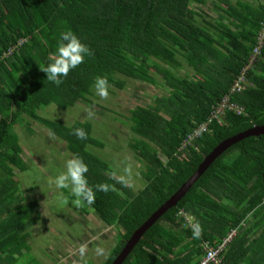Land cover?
Wrapping results in <instances>:
<instances>
[{"label": "trees", "instance_id": "16d2710c", "mask_svg": "<svg viewBox=\"0 0 264 264\" xmlns=\"http://www.w3.org/2000/svg\"><path fill=\"white\" fill-rule=\"evenodd\" d=\"M204 1L0 0V264H19L29 253L28 228L38 217L37 201L20 196L14 178V169H26L13 130L16 125L29 129L25 117L46 126L72 156L84 159L90 186H109L88 204L116 230V243L100 264H111L131 234L214 147L264 125L263 46L247 71L246 87L230 95L243 113L225 112L220 123L211 120L182 147L228 93L264 22V0H222L215 22L191 7ZM63 28L72 29L91 55L53 84L39 68L54 53ZM182 61L192 69L190 76L176 74ZM150 71L162 77L168 95L129 110V128L136 137L128 146L144 162L145 185L134 193L89 149L104 144L92 137L88 121L64 125L36 110L49 104L66 109L87 100L98 76L118 88L123 87L119 74L154 85ZM74 128H83L86 139L78 140ZM194 221L201 226L198 238L192 235ZM231 230L235 233L223 250L224 264H264V135L244 138L215 158L176 205L144 231L122 264H198L205 245L216 247Z\"/></svg>", "mask_w": 264, "mask_h": 264}, {"label": "rangeland", "instance_id": "374dc122", "mask_svg": "<svg viewBox=\"0 0 264 264\" xmlns=\"http://www.w3.org/2000/svg\"><path fill=\"white\" fill-rule=\"evenodd\" d=\"M220 6H224L222 0L191 4L201 17L211 22H215L222 13ZM175 72L180 76H190L192 69L182 61ZM150 73L156 79L154 85L119 74L117 77L123 82V87L109 85L106 97L97 95L93 87L87 100H78L71 107L61 109L49 104L36 110L41 117L64 125L88 121L92 137L104 144L102 148L88 145L89 149L104 160L113 175L134 193L145 185L140 173L144 162L128 146L136 137L129 128V110L168 95L162 77L155 71ZM26 122L29 129L23 125L13 127L22 148L20 156L26 165L24 171L14 169V178L18 182L20 196L26 201H37L38 217L36 223L28 228L30 252L18 263L100 264L107 259L116 243L115 228L98 219L87 203L76 204L74 198L61 203L60 192L65 191L66 194V190H57L49 181L72 155L65 143L46 126L29 117H25ZM161 158L164 159L163 156ZM119 192L124 195L121 190ZM187 219L188 222L192 220L189 215Z\"/></svg>", "mask_w": 264, "mask_h": 264}, {"label": "clouds", "instance_id": "9594fccd", "mask_svg": "<svg viewBox=\"0 0 264 264\" xmlns=\"http://www.w3.org/2000/svg\"><path fill=\"white\" fill-rule=\"evenodd\" d=\"M91 55L90 49L82 39L70 28H63L59 31L54 53L47 57V62L39 69L45 74V79L53 84L62 82V78L77 68L87 56ZM95 92L100 97L108 95L109 82L106 77L98 76L93 83ZM92 113L89 112V116ZM73 135L78 140L86 139V132L83 128H74ZM51 135V133H49ZM88 165L78 154H74L66 159L63 168L57 172L49 184L55 186L57 190H66L60 192L61 203L74 198L76 204L94 202L96 192H107L109 186L104 183L90 186L86 173ZM193 238H198L201 226L198 221L191 224Z\"/></svg>", "mask_w": 264, "mask_h": 264}, {"label": "built area", "instance_id": "2783aa9c", "mask_svg": "<svg viewBox=\"0 0 264 264\" xmlns=\"http://www.w3.org/2000/svg\"><path fill=\"white\" fill-rule=\"evenodd\" d=\"M262 25L263 26L261 30L258 32L256 36V44L251 51L248 61L240 69V72L234 78L228 93L225 94L220 99V101L212 110L207 121L201 123L195 129L192 130V132L183 141L182 147H185L186 145L190 144L202 131H205L208 123L211 120L216 119L217 122L220 123L222 121V116L225 112L231 111L234 112L235 114L243 113L242 106L230 101V95L233 93L240 92L248 84V80L246 78L247 71L252 67L254 61L257 60L260 54V50L264 46V22L262 23ZM234 233L235 230H231L230 232H228V234L222 239V241L216 247L205 245L204 255L202 256L198 264H224L223 250L227 246V243L231 241V238L233 237Z\"/></svg>", "mask_w": 264, "mask_h": 264}, {"label": "water", "instance_id": "95a60500", "mask_svg": "<svg viewBox=\"0 0 264 264\" xmlns=\"http://www.w3.org/2000/svg\"><path fill=\"white\" fill-rule=\"evenodd\" d=\"M264 135V125L253 126L243 132L231 136L212 149L200 162L193 174L180 186V188L173 193L163 204H161L148 219H146L128 238L119 254L114 258L111 264H122L133 246L138 242L144 231L158 219L169 207L176 205L180 198L185 194L189 187L197 180V178L204 172V170L211 164V162L222 154L226 149L236 142L247 138L249 136Z\"/></svg>", "mask_w": 264, "mask_h": 264}, {"label": "crops", "instance_id": "0c3cea01", "mask_svg": "<svg viewBox=\"0 0 264 264\" xmlns=\"http://www.w3.org/2000/svg\"><path fill=\"white\" fill-rule=\"evenodd\" d=\"M29 252H30V249H29Z\"/></svg>", "mask_w": 264, "mask_h": 264}]
</instances>
